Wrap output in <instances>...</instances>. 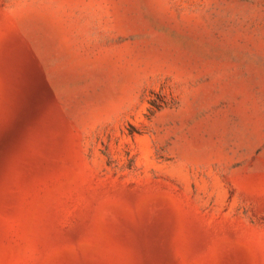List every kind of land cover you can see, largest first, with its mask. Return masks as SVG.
<instances>
[{"label":"rangeland","instance_id":"obj_1","mask_svg":"<svg viewBox=\"0 0 264 264\" xmlns=\"http://www.w3.org/2000/svg\"><path fill=\"white\" fill-rule=\"evenodd\" d=\"M0 264H264V0H0Z\"/></svg>","mask_w":264,"mask_h":264}]
</instances>
